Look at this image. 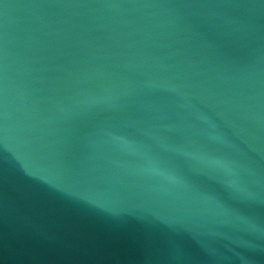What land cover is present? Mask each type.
I'll return each instance as SVG.
<instances>
[{"label": "water", "instance_id": "95a60500", "mask_svg": "<svg viewBox=\"0 0 264 264\" xmlns=\"http://www.w3.org/2000/svg\"><path fill=\"white\" fill-rule=\"evenodd\" d=\"M0 264H264V0H0Z\"/></svg>", "mask_w": 264, "mask_h": 264}]
</instances>
